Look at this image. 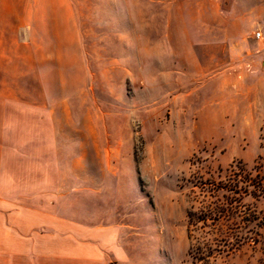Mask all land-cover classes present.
Listing matches in <instances>:
<instances>
[{
	"label": "rangeland",
	"instance_id": "374dc122",
	"mask_svg": "<svg viewBox=\"0 0 264 264\" xmlns=\"http://www.w3.org/2000/svg\"><path fill=\"white\" fill-rule=\"evenodd\" d=\"M71 3L39 68L79 217L123 264H264V0Z\"/></svg>",
	"mask_w": 264,
	"mask_h": 264
},
{
	"label": "crops",
	"instance_id": "0c3cea01",
	"mask_svg": "<svg viewBox=\"0 0 264 264\" xmlns=\"http://www.w3.org/2000/svg\"><path fill=\"white\" fill-rule=\"evenodd\" d=\"M63 14L72 19L71 0H0V264L129 260L122 225L79 217L78 174L66 186L61 169L79 157L63 155L61 130L47 126L54 106L39 66L46 50L62 49Z\"/></svg>",
	"mask_w": 264,
	"mask_h": 264
}]
</instances>
